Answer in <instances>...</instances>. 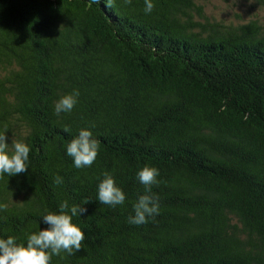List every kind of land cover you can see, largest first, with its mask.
<instances>
[{
	"label": "trees",
	"instance_id": "1",
	"mask_svg": "<svg viewBox=\"0 0 264 264\" xmlns=\"http://www.w3.org/2000/svg\"><path fill=\"white\" fill-rule=\"evenodd\" d=\"M152 2L146 14L144 0H0V133L9 154L30 148L28 171L0 178V238L26 246L67 201L87 209L72 218L86 238L51 264H264V25ZM80 129L99 142L82 169L66 154ZM145 166L160 211L134 225ZM104 173L124 204L97 201Z\"/></svg>",
	"mask_w": 264,
	"mask_h": 264
},
{
	"label": "clouds",
	"instance_id": "2",
	"mask_svg": "<svg viewBox=\"0 0 264 264\" xmlns=\"http://www.w3.org/2000/svg\"><path fill=\"white\" fill-rule=\"evenodd\" d=\"M98 2V0H97ZM144 12L150 14L154 9L152 0H144ZM251 2V0H250ZM115 0H105L107 7L114 6ZM132 0H123L124 5H130ZM78 91L62 96L55 103V113H70L77 103ZM64 131H70L65 128ZM0 133V178L5 174L8 177L28 171V157L30 148L23 142L12 141V151L9 154V144L6 143L5 133ZM99 142L93 138L92 132L80 129L78 135L71 139L66 146V154L72 158L76 168L91 167L98 155ZM159 171L155 167L145 166L136 176L144 186L145 193L140 195L133 205L134 214L128 217V222L141 225L159 214L158 198L151 194L153 185L158 184ZM61 184L62 179L57 176L54 181ZM97 201L111 207L122 205L126 196L121 188L116 186L113 176L104 173V178L97 185ZM90 201H85L84 204ZM8 205L0 203V211H6ZM59 213L49 212L45 209L42 215L43 223L49 225L45 229L33 232L27 236V245L17 244L12 236L0 238V264H51L53 255L59 256L62 252L74 255L81 250L85 241V233L72 218L84 214L87 209L83 206L73 205L69 208L68 202L59 205ZM70 212V214H69Z\"/></svg>",
	"mask_w": 264,
	"mask_h": 264
},
{
	"label": "rangeland",
	"instance_id": "3",
	"mask_svg": "<svg viewBox=\"0 0 264 264\" xmlns=\"http://www.w3.org/2000/svg\"><path fill=\"white\" fill-rule=\"evenodd\" d=\"M205 15L227 25H241L253 20L264 25V4L258 0H199Z\"/></svg>",
	"mask_w": 264,
	"mask_h": 264
}]
</instances>
